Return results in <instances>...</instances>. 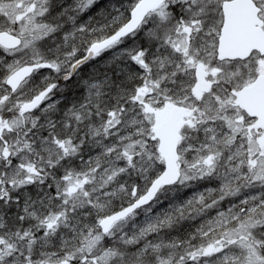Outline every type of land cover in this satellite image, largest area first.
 Instances as JSON below:
<instances>
[{
	"label": "snow or ice",
	"instance_id": "6c2138e0",
	"mask_svg": "<svg viewBox=\"0 0 264 264\" xmlns=\"http://www.w3.org/2000/svg\"><path fill=\"white\" fill-rule=\"evenodd\" d=\"M0 264H264V0H0Z\"/></svg>",
	"mask_w": 264,
	"mask_h": 264
}]
</instances>
